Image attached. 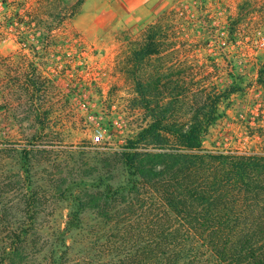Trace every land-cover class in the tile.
I'll return each mask as SVG.
<instances>
[{"label":"rangeland","instance_id":"374dc122","mask_svg":"<svg viewBox=\"0 0 264 264\" xmlns=\"http://www.w3.org/2000/svg\"><path fill=\"white\" fill-rule=\"evenodd\" d=\"M148 31L158 46L149 59L164 62L162 81L172 83L162 98L221 95L202 148L264 153V0H0V147L15 148V174L25 175L27 144L54 145L62 173L78 176L146 126L132 64ZM189 107L176 115L187 119ZM111 171L124 177L120 165ZM58 172L41 164L31 173ZM66 213L64 202L48 203L44 229L63 227Z\"/></svg>","mask_w":264,"mask_h":264},{"label":"trees","instance_id":"16d2710c","mask_svg":"<svg viewBox=\"0 0 264 264\" xmlns=\"http://www.w3.org/2000/svg\"><path fill=\"white\" fill-rule=\"evenodd\" d=\"M146 35L132 72L149 122L122 151L99 152L90 172L74 176L62 173L54 145L30 143L18 149L23 176L15 148L0 147V264H264V153L203 149L221 95L162 98L172 83L162 81L164 62L149 59L155 32ZM41 164L59 172L31 173ZM119 165L121 180L111 171ZM59 201L64 226L46 231L41 217Z\"/></svg>","mask_w":264,"mask_h":264},{"label":"built area","instance_id":"2783aa9c","mask_svg":"<svg viewBox=\"0 0 264 264\" xmlns=\"http://www.w3.org/2000/svg\"><path fill=\"white\" fill-rule=\"evenodd\" d=\"M104 133L101 128L95 127L93 130V138L95 142H99L103 139Z\"/></svg>","mask_w":264,"mask_h":264}]
</instances>
